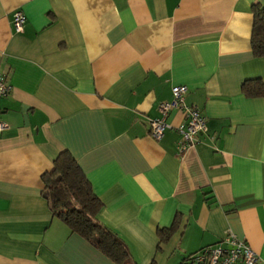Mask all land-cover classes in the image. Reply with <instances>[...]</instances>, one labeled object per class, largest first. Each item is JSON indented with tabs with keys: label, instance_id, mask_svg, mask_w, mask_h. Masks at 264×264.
<instances>
[{
	"label": "crops",
	"instance_id": "1",
	"mask_svg": "<svg viewBox=\"0 0 264 264\" xmlns=\"http://www.w3.org/2000/svg\"><path fill=\"white\" fill-rule=\"evenodd\" d=\"M258 1L0 0V73L11 85L0 95V264H112L43 195L42 174L64 148L129 264H198L187 257L228 232L264 264V94L241 87L264 78L250 44ZM174 84L206 120L183 151L181 108L160 138L148 124Z\"/></svg>",
	"mask_w": 264,
	"mask_h": 264
},
{
	"label": "trees",
	"instance_id": "2",
	"mask_svg": "<svg viewBox=\"0 0 264 264\" xmlns=\"http://www.w3.org/2000/svg\"><path fill=\"white\" fill-rule=\"evenodd\" d=\"M250 44L253 53L264 58V5L260 1L252 4ZM241 87L247 95H262L264 78L260 75L246 77ZM42 179L43 195L53 215L64 221L72 232L89 240L112 260V264H129L131 256L125 242L115 230L99 219L102 201L67 148L58 152L51 170L45 171ZM174 227L175 220L169 226L159 227L157 232L160 239L167 238ZM187 259L191 260V256ZM150 264H153V260Z\"/></svg>",
	"mask_w": 264,
	"mask_h": 264
},
{
	"label": "built area",
	"instance_id": "3",
	"mask_svg": "<svg viewBox=\"0 0 264 264\" xmlns=\"http://www.w3.org/2000/svg\"><path fill=\"white\" fill-rule=\"evenodd\" d=\"M25 22V15L19 9L13 13L12 23L14 29L22 30ZM11 85L6 75L0 73V95L7 94ZM172 97L158 103L159 115L148 118L150 133L155 138H160L164 130L170 126L167 121V113L172 107H179L183 110L185 119L176 128L179 131L178 148L183 151L190 144L197 140V134L205 129L206 120L201 109L195 104H188L184 100V93L187 90L185 84H174L171 88ZM4 122L0 120V129ZM191 260L198 264H234L241 260L243 264H256L259 260L258 253L244 239L238 238L234 233L228 232L216 244L206 245L191 255Z\"/></svg>",
	"mask_w": 264,
	"mask_h": 264
}]
</instances>
